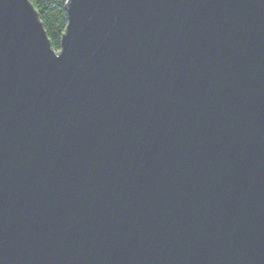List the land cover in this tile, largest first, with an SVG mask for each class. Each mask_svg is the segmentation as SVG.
<instances>
[{
    "label": "water",
    "instance_id": "obj_1",
    "mask_svg": "<svg viewBox=\"0 0 264 264\" xmlns=\"http://www.w3.org/2000/svg\"><path fill=\"white\" fill-rule=\"evenodd\" d=\"M68 15L0 0V264H264V0Z\"/></svg>",
    "mask_w": 264,
    "mask_h": 264
},
{
    "label": "trees",
    "instance_id": "obj_2",
    "mask_svg": "<svg viewBox=\"0 0 264 264\" xmlns=\"http://www.w3.org/2000/svg\"><path fill=\"white\" fill-rule=\"evenodd\" d=\"M48 34L53 48L62 49V39L69 24V0H30Z\"/></svg>",
    "mask_w": 264,
    "mask_h": 264
}]
</instances>
